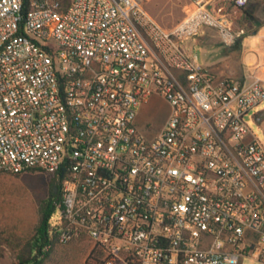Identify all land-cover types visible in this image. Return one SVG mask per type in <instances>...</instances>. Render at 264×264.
I'll use <instances>...</instances> for the list:
<instances>
[{"label": "built area", "instance_id": "1", "mask_svg": "<svg viewBox=\"0 0 264 264\" xmlns=\"http://www.w3.org/2000/svg\"><path fill=\"white\" fill-rule=\"evenodd\" d=\"M212 1L166 28L143 0H0V170L61 176L49 239L87 241L95 264H264V147L244 121L264 80L181 47L202 25L243 33ZM152 95L169 109L146 135Z\"/></svg>", "mask_w": 264, "mask_h": 264}, {"label": "rangeland", "instance_id": "2", "mask_svg": "<svg viewBox=\"0 0 264 264\" xmlns=\"http://www.w3.org/2000/svg\"><path fill=\"white\" fill-rule=\"evenodd\" d=\"M264 15V0H249ZM185 0H143L144 10L163 27L170 28L184 15ZM248 3V4H249ZM207 26H200L198 32L181 42L182 49L206 66L210 48L200 44ZM220 48V46H214ZM168 104L158 95L150 96L139 105L136 125L146 135L156 133L163 125ZM250 135L264 147V100L251 107L244 114ZM50 174L41 170H27L10 173L0 170V264H95L89 258L87 241H73L67 244L54 243L46 254L28 251V243L35 233L39 221V207L49 196ZM58 219L56 210L50 222ZM31 257V259H30ZM239 264H257L253 259L241 257Z\"/></svg>", "mask_w": 264, "mask_h": 264}, {"label": "crops", "instance_id": "3", "mask_svg": "<svg viewBox=\"0 0 264 264\" xmlns=\"http://www.w3.org/2000/svg\"><path fill=\"white\" fill-rule=\"evenodd\" d=\"M248 3L239 8L228 0H213L210 5L216 12L230 16L235 32L243 30L234 43L222 44L213 28H207L199 39L200 44L210 48L205 67L218 78L228 77L241 84L256 78L264 80V15L257 13L254 2Z\"/></svg>", "mask_w": 264, "mask_h": 264}, {"label": "trees", "instance_id": "4", "mask_svg": "<svg viewBox=\"0 0 264 264\" xmlns=\"http://www.w3.org/2000/svg\"><path fill=\"white\" fill-rule=\"evenodd\" d=\"M243 7L244 6L239 8ZM50 176L49 196L39 207L38 225L36 227L34 235L32 236L27 246L29 252H35V257L38 254H46L48 249L55 243V241L49 239L48 227L50 223V216L55 207V201L59 199L61 176H57L56 174H50ZM88 259H92V256L90 254Z\"/></svg>", "mask_w": 264, "mask_h": 264}]
</instances>
